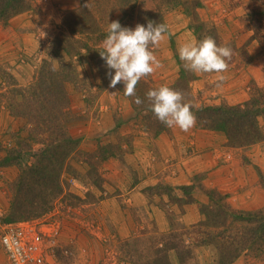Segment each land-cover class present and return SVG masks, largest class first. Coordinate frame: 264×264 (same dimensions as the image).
Returning <instances> with one entry per match:
<instances>
[{"label":"rangeland","instance_id":"1","mask_svg":"<svg viewBox=\"0 0 264 264\" xmlns=\"http://www.w3.org/2000/svg\"><path fill=\"white\" fill-rule=\"evenodd\" d=\"M28 3L0 19V224L50 229L52 264H216L217 250L201 242L217 229L195 226L218 196L245 216L264 211V140L232 147L224 133L197 123L187 133L166 126L158 132L145 84L172 87L182 68L178 48L211 36L234 55L223 81L195 74L196 106L249 100L253 86L264 88V0ZM113 21L132 29L149 21L168 27L152 49L162 67L136 86L141 105L124 96L123 83L109 87L99 52ZM61 67L73 69L62 118L78 147L63 165L59 190L51 182L21 191L20 176L44 149L23 96L34 92L45 68ZM259 124L264 130V118ZM13 210L43 214L7 222ZM0 264H8L1 246ZM233 264H264V258L243 255Z\"/></svg>","mask_w":264,"mask_h":264},{"label":"trees","instance_id":"2","mask_svg":"<svg viewBox=\"0 0 264 264\" xmlns=\"http://www.w3.org/2000/svg\"><path fill=\"white\" fill-rule=\"evenodd\" d=\"M28 4V0H0V19H6L25 9ZM78 13L80 11L75 16ZM180 65L182 68L179 78L170 88L182 92L185 102L192 104L197 125L201 129L224 133L232 147H248L264 140V130L259 124L260 119L264 118V88L253 86L249 100L237 105L197 107L191 91V83L196 76L186 71L182 61ZM72 71H66L63 67L61 70L45 68L34 92L29 97L23 96L27 118L40 129L36 143L42 144L44 149L41 152V160L20 176L18 186L21 191L35 184L51 182H56L59 190L63 165L78 147V142L69 134L66 121L62 118V110L67 101L65 84L70 81L68 78H71ZM140 83L144 84L143 81ZM145 87L146 93L155 90L150 84H145ZM155 120L158 132L163 131L165 125L157 118ZM53 165L56 168H53ZM218 198L220 199L218 204H215V209L207 212L205 210L206 220L195 226L217 229L208 234L207 241L201 242L203 245L212 244L217 250L216 264H233L241 256L249 254L264 258V211L245 216L234 211L225 201V197ZM15 211H11L7 222L39 218L43 214L25 217L17 215ZM171 249L174 247H169V250ZM165 263L170 264L168 260Z\"/></svg>","mask_w":264,"mask_h":264},{"label":"clouds","instance_id":"3","mask_svg":"<svg viewBox=\"0 0 264 264\" xmlns=\"http://www.w3.org/2000/svg\"><path fill=\"white\" fill-rule=\"evenodd\" d=\"M168 31L166 24L153 21H149L146 27L137 24L135 29L122 27L119 21L109 23L107 36L101 45L103 51L99 52L109 69V87L115 89L123 83L124 96L136 97L138 82L162 67L152 49L160 45ZM178 53L187 71L196 75L215 74L219 81L226 79L223 74L228 71L234 55L232 48L218 46L211 36L199 42L193 40L182 44ZM146 95L151 111L166 127L179 128L187 133L196 125L193 106L185 102L182 92L164 85L148 91ZM134 102L136 105L143 103L139 97Z\"/></svg>","mask_w":264,"mask_h":264},{"label":"built area","instance_id":"4","mask_svg":"<svg viewBox=\"0 0 264 264\" xmlns=\"http://www.w3.org/2000/svg\"><path fill=\"white\" fill-rule=\"evenodd\" d=\"M53 238L39 223L0 224V246L8 264H52Z\"/></svg>","mask_w":264,"mask_h":264}]
</instances>
